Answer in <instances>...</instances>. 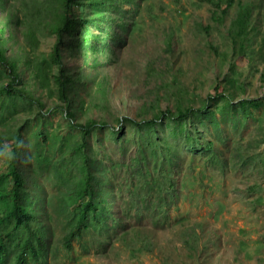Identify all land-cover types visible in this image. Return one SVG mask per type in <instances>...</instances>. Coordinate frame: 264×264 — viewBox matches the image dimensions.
<instances>
[{"label": "rangeland", "instance_id": "1", "mask_svg": "<svg viewBox=\"0 0 264 264\" xmlns=\"http://www.w3.org/2000/svg\"><path fill=\"white\" fill-rule=\"evenodd\" d=\"M159 1L165 6L163 12ZM252 1L262 7L257 23L262 37L264 0ZM151 14L158 18L151 19ZM210 15L209 5L201 0H180L178 4L152 0V7L143 12L140 27L131 37V46L118 53L119 63L82 69L84 85L79 91L75 82L78 90L75 107L81 95L85 107L91 105L88 100L94 94H85L86 90L96 89L94 82L87 83L91 73L97 80L107 79L108 84L105 83V101L92 104L88 116L103 119L112 128L117 127V119L121 117L135 121L152 118L155 100L159 109H173L180 90L189 97L194 95L193 105L199 108L207 95L213 93L215 81H220L231 65V70L238 72L244 83L243 91L235 88L234 92L228 87L236 103L239 99L264 97V60L250 69L247 59L232 51L227 28L234 12L231 11L224 25L215 23ZM167 28L174 31L172 52H166L163 44ZM51 44L50 38L43 39L41 51H48ZM68 59L65 55V60ZM80 63L78 56L72 61L74 67ZM148 64L155 71L151 74L158 73L156 76L146 75ZM3 81L0 78V84ZM158 94L160 99L156 98ZM44 101L51 105V100L44 97ZM46 116L39 117L37 110L25 101L7 100L0 94V141L11 142L8 136L21 128L27 153L20 156V161L27 159V188L35 176L38 188L43 190L42 209L55 216L49 224L53 231L51 248L46 261L39 264H264V103L246 120L238 108L230 113L217 112V130L209 121L193 120L192 125L202 131L196 143L204 145L213 140L217 161L202 149L189 151L185 140L172 139L168 126L172 123L165 121L158 126L160 141L165 139L176 156L169 165L165 158L164 161L159 158L153 178L158 181L157 173L162 169L172 172L175 191L172 198L159 196L156 191L139 196L145 192L141 188L144 181L136 177L137 170L130 167L129 161L137 153L143 130H133L131 124H124L119 137L106 129L97 131L88 143L94 151L100 149V154L108 155L115 165L110 180L114 193L110 213L119 219V226L107 218L106 231L98 235L90 229L80 241H73L69 253L61 239L72 223L69 220L72 208L62 210L60 206L67 189L52 175L51 165L59 166L63 161L65 170L73 173L74 168L67 150L52 136H63L69 147L79 141L78 131L68 130L60 113ZM41 132L48 138L46 143L41 141ZM37 152L44 157L38 166L34 158ZM161 152L159 149L158 153ZM100 159L103 164L108 163L106 158ZM8 161L9 150L0 155V173L8 170ZM160 163H164L162 167L158 166ZM163 207L167 210L164 215L159 213ZM3 214L4 210L0 209V216ZM186 232L197 235L191 245L185 242Z\"/></svg>", "mask_w": 264, "mask_h": 264}, {"label": "trees", "instance_id": "2", "mask_svg": "<svg viewBox=\"0 0 264 264\" xmlns=\"http://www.w3.org/2000/svg\"><path fill=\"white\" fill-rule=\"evenodd\" d=\"M170 1L180 3V0ZM201 2L209 5L210 18L219 25H224L233 11L234 17L230 19L227 28L232 51L245 57L250 69L262 63L264 34L260 37L257 24L260 22V4L252 0ZM158 4L160 11H165L162 1ZM151 7L152 0H0V78L4 79L0 84V94L7 100L17 98L25 101L42 118H46V114L60 113L66 120L65 127L70 131H78L79 141L69 147L63 136H52L67 150L70 165L74 168L73 173L70 169L65 170L67 167L63 161L59 166L57 163L51 165L54 169L52 175L67 189L60 206L62 210L72 208L69 218L72 223L61 239L62 246L68 253L72 250L73 241H80L90 229L98 235L106 231L107 218H111L119 226V219L110 213L111 197L114 195L110 180L115 165L108 155L100 154V149L94 151L88 143L97 131L106 129L111 135L119 137L124 124H131L133 130H143L145 133L139 137L141 144L137 153L129 161L130 167L137 170L136 177L144 181L141 188L145 192L139 196L144 197L147 193L156 191L159 196L172 198L175 192L172 172L167 173L162 169L157 173L159 180L155 181L153 178L159 158L163 161L165 158L167 161L164 162L169 165L176 156L175 150L165 143V139L160 141L158 126L165 121L172 123L168 125L172 139L185 140L189 151L197 152L202 149L217 161V149L213 140H208L204 145L196 143L202 137V131L192 125L193 120L209 121L212 128L217 130V112L230 113L238 108L244 114L243 120H246L247 116H252L253 110L264 103V97L239 99L236 103L228 87L233 88L234 92L235 88L243 91L244 83L239 79V73L231 70V65L222 79L215 81L213 93L207 95L199 108L193 105L196 100L194 95L189 97L180 90L173 109L167 107L161 110L156 107L158 100H155L152 118L145 117L135 121L121 117L117 119V127L112 128L103 119L88 116L92 111V104L98 105L105 101V83L108 84L107 79L97 80L91 73L87 83L93 85L94 82L96 89L85 91V94L95 95L88 100L91 105L85 107V100L81 95L78 97V106L75 107V94L78 93L75 82L79 84V91L84 85L82 69H98L105 64L119 63L118 53L122 48L131 46V37L140 27L143 12ZM150 17L158 18L154 14ZM45 38H50L52 44L48 51H41V42ZM173 43L174 31L167 28L163 39L166 52L173 51ZM65 55L69 57L70 65H67ZM76 56L81 61L78 67L72 64ZM226 59L225 57L223 62ZM146 71L147 76L158 74H151L155 72L151 64L147 65ZM222 82L226 85L223 86ZM44 97L52 101L50 106H47ZM156 98L160 99L159 94ZM189 124L191 128L188 127ZM39 134L41 141L46 143L47 136L42 132ZM8 139L12 141H0V155L9 150L8 170L0 173V209L4 210V214L0 216V264L8 261L12 264L44 263L53 239L49 224L55 216L42 209L43 190L38 188L35 176L27 188V159L23 157L24 160L20 161V156L27 153L21 128L16 129ZM159 149H162L161 153H158ZM100 157L106 158L108 163L103 164ZM34 158L37 166L44 161L41 152H37ZM163 164L158 166L162 167ZM138 194L140 193L137 192ZM53 208L56 209L54 206ZM166 211V207L159 209L162 215ZM194 237H197L196 233L186 232L185 242L191 245Z\"/></svg>", "mask_w": 264, "mask_h": 264}]
</instances>
